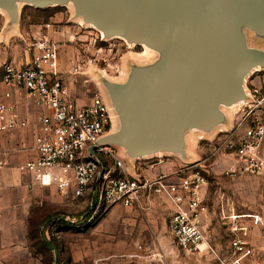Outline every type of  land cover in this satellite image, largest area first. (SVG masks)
Instances as JSON below:
<instances>
[{"label": "rangeland", "instance_id": "1", "mask_svg": "<svg viewBox=\"0 0 264 264\" xmlns=\"http://www.w3.org/2000/svg\"><path fill=\"white\" fill-rule=\"evenodd\" d=\"M38 41H46L51 48L50 70L63 78L75 102H85L97 94L109 105L102 80L123 82L131 66L155 59L153 51L141 46L104 39L75 18L70 5L46 9L22 6L12 26L0 11V99L5 87L1 83L4 66L30 61L37 54L33 44ZM252 42L249 38V44ZM263 43L255 46L264 48ZM253 88L258 89L254 99L264 96V70L245 78V102L252 99ZM238 107L225 109L232 124ZM261 108L264 112V104ZM116 127L115 120L111 132ZM230 127H221V132L216 130L212 135L187 134L186 153L200 162L205 178L202 193L206 211L200 217V226L212 251L189 253L176 243L168 230L176 208L165 193L145 198L138 208H110L90 227L80 224L87 204L74 199L72 203L81 206L77 213L57 212L43 226L41 236L30 234L31 264H228L234 252L232 243L237 239L248 240L254 248L264 246V175L224 174L225 169L236 165L232 150L226 147L228 142L238 143L236 137H225L224 131ZM114 149L121 154L120 148ZM172 162L175 172L190 164L177 155H159L135 160L132 167L140 173L141 169ZM177 180L174 175L166 182Z\"/></svg>", "mask_w": 264, "mask_h": 264}, {"label": "water", "instance_id": "2", "mask_svg": "<svg viewBox=\"0 0 264 264\" xmlns=\"http://www.w3.org/2000/svg\"><path fill=\"white\" fill-rule=\"evenodd\" d=\"M65 5L104 39L155 53L123 82L102 80L117 127L96 145L120 148L126 170L159 155L188 160L187 134L227 126L225 109L248 100L245 78L264 70L255 46L264 41V0H0V11L12 26L22 6Z\"/></svg>", "mask_w": 264, "mask_h": 264}, {"label": "built area", "instance_id": "3", "mask_svg": "<svg viewBox=\"0 0 264 264\" xmlns=\"http://www.w3.org/2000/svg\"><path fill=\"white\" fill-rule=\"evenodd\" d=\"M33 47L37 54L24 65H5L1 79L5 87L24 90L36 106L46 109L39 117V134L34 138L36 155L17 169L41 186L54 185L58 192L69 190L73 199H88L90 208L80 223L83 227L96 224L110 208H138L145 198L165 193L176 208L168 223L176 243L189 253L212 251L200 226V217L206 211L200 162L174 172L172 176L178 177L175 183L166 182L169 176L154 180L130 176L120 154L115 152L117 147L96 145L111 132L115 121L109 105L96 94L88 105L78 106L63 78L50 70L52 51L47 42L38 41ZM250 93L252 99L238 107L232 126L224 131L225 137L238 138L237 145H226L236 161L235 166L224 171L229 177L264 175V159L259 152L264 142V96L254 99L258 95L256 88ZM3 96L9 98L10 92ZM27 125L15 107L0 102V135ZM92 146L95 148L90 154ZM4 164L0 160V166ZM240 231L244 236L245 230ZM232 246L234 252L228 264H252L253 251L245 240L237 239Z\"/></svg>", "mask_w": 264, "mask_h": 264}, {"label": "crops", "instance_id": "4", "mask_svg": "<svg viewBox=\"0 0 264 264\" xmlns=\"http://www.w3.org/2000/svg\"><path fill=\"white\" fill-rule=\"evenodd\" d=\"M3 89L2 95L9 91L10 97L2 96L0 102L4 101L15 107L28 125L0 135V160L5 163L0 166V264H31L30 234L41 236L43 226L49 219L52 220L53 214L65 211L77 213L81 206L72 203L74 199L69 190L61 193L54 185L41 186L29 174L17 169L19 164L32 160L36 155L34 138L39 134V117L46 109L36 106L22 89ZM91 98L85 102L77 101L76 104L88 105ZM229 125L232 126V123L228 120L227 126ZM216 130L220 131L221 128ZM259 152L264 159V142ZM188 156L189 163L197 161L195 157ZM174 164H156L149 170L140 168V173L131 165V169L126 171L133 177L154 180L172 176L175 172ZM83 201L87 204L88 212V199ZM202 231L204 232L203 229ZM245 241L253 251L250 262L264 264V246L254 248L248 240Z\"/></svg>", "mask_w": 264, "mask_h": 264}, {"label": "bare ground", "instance_id": "5", "mask_svg": "<svg viewBox=\"0 0 264 264\" xmlns=\"http://www.w3.org/2000/svg\"><path fill=\"white\" fill-rule=\"evenodd\" d=\"M89 26V25H88ZM90 27V26H89ZM98 33L99 34H101L99 31H98ZM120 40H122V39H120ZM122 41H124V40H122ZM125 42V41H124ZM125 44L127 45V46H135L134 44H129V43H127V42H125ZM141 47H143L145 50H149L147 47H145V46H143V45H141ZM240 104H238V105H236V106H233L234 107V109L236 108V107H238ZM232 107V108H233Z\"/></svg>", "mask_w": 264, "mask_h": 264}, {"label": "trees", "instance_id": "6", "mask_svg": "<svg viewBox=\"0 0 264 264\" xmlns=\"http://www.w3.org/2000/svg\"><path fill=\"white\" fill-rule=\"evenodd\" d=\"M50 247V245H48Z\"/></svg>", "mask_w": 264, "mask_h": 264}]
</instances>
